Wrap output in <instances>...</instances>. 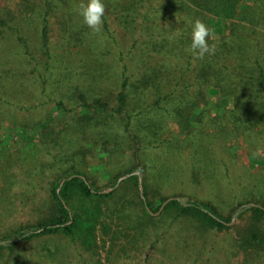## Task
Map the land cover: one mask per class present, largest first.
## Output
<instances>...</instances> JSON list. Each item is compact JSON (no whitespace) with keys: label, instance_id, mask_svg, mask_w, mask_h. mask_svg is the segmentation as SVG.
<instances>
[{"label":"trees","instance_id":"16d2710c","mask_svg":"<svg viewBox=\"0 0 264 264\" xmlns=\"http://www.w3.org/2000/svg\"><path fill=\"white\" fill-rule=\"evenodd\" d=\"M238 1L165 0L156 5L148 0H104L100 32H93L80 17L73 24L82 40L97 41L86 53L82 73L74 69L71 43H61L63 55L51 50L50 12L57 0H21L16 11L0 2V48L20 44L23 50L0 59V104H11L7 95L19 76L13 64L29 68V81L67 114L63 143L70 141V132L77 136L67 154L57 141L61 154L55 157L57 178L50 199L37 220L17 226L0 241V252L60 235L96 256L99 233L112 243L124 238L140 242L153 234L158 240L150 247L159 244V249L164 238L177 236L186 224L192 240H186L185 255L196 261L210 252L205 240L200 247L195 244L196 236L234 228L233 252L243 256V264L264 257V204L238 201L223 213L186 189L162 196L153 186L157 178L176 188L196 186L200 175L202 181L214 180L218 158L210 149L215 141L234 134L247 141L264 137V0H250L251 7L240 9ZM141 9L145 13L139 15ZM211 15L217 16L219 38L213 39L212 31L208 42L215 51L199 59L189 51L188 22L200 18L213 29ZM139 16L145 20L140 22ZM114 21L117 28L111 27ZM162 21L170 27L165 30ZM27 25L36 27V49L26 37ZM146 27L142 39L137 34ZM121 36H126L125 47L117 50ZM12 77L17 79L13 84L3 79ZM194 87L197 95L191 91ZM211 95L217 96V111L212 113ZM156 147L164 156L154 154ZM96 164L114 172L108 178L111 190H100L85 171Z\"/></svg>","mask_w":264,"mask_h":264},{"label":"rangeland","instance_id":"374dc122","mask_svg":"<svg viewBox=\"0 0 264 264\" xmlns=\"http://www.w3.org/2000/svg\"><path fill=\"white\" fill-rule=\"evenodd\" d=\"M20 1L0 0L12 11L19 9ZM148 1H152L151 3L154 2L156 5L165 2V0ZM57 3L50 12L51 50L53 53L58 50L63 55L64 49H60L61 43H71L74 52L72 62L77 65L74 69L82 73L85 71L83 65L85 66L86 53H89L97 41L92 38L88 41L82 40L84 36L73 30V24L78 17L83 19L78 13L81 0H57ZM242 7H251V1L239 0L238 8ZM142 13H145L143 9L140 10L139 15ZM206 14L207 12L205 16ZM209 18L214 31L212 38L217 40L219 35L216 33L217 24L214 23L217 16L211 15ZM139 19L140 22L145 20L141 17ZM150 24L151 27L154 26L153 18L150 19ZM117 25L118 22L114 21L111 27L117 28ZM163 27L166 30L170 25L168 22H163ZM26 29V37L32 47L36 49L40 43L36 27L27 25ZM147 31L149 29L146 27L141 35H139L140 31L137 35L145 39ZM75 35L79 36L80 40H74L77 38ZM125 37H120L117 50L119 47H125L123 42ZM69 38L72 39L69 40ZM21 51L23 50L20 44H8L0 48V59L4 56H16ZM66 54L64 53V60ZM13 69L15 70L14 73L19 75L16 86L13 84V81L17 80L16 78L3 79L7 83L11 81L16 91L14 89L10 95H7L11 104H0V241H3L5 236L17 226L37 220L46 199L51 197L52 183L57 178V167L54 162L55 157L61 154V149L57 147V141L60 140V146L65 145L62 148V153L67 154L69 145L72 146V142L77 139L76 133L72 131L69 134L70 141L63 143L65 139L62 134L65 131L64 117L67 115L66 112L47 102L48 98L42 94L41 89L36 88L29 81V68L25 71L18 64H13ZM20 69L25 73L19 72ZM195 89L196 87L191 91L197 95ZM21 92L23 94H19ZM33 92H36L35 96L31 95ZM49 92L59 95L57 91L52 92L51 89ZM210 97L211 102L208 107L212 113L217 111L215 108L217 96L211 95ZM206 107L201 106V109ZM193 126L200 127L201 124L193 122ZM171 127L177 130L175 124H172ZM169 135L167 133V137H170ZM234 135L236 136L218 139L211 146L210 151L214 152L218 158V164L216 163L218 176L214 180L205 179L202 181L200 175L198 176L199 183L196 186L192 187L190 184H186L187 187L184 185L182 188H176L171 183H161V180L157 178L153 182V186L162 196H173L181 193L182 190L180 189H186L192 195L210 200L223 213H228L238 201L263 205L264 137L260 140L247 141L243 135ZM154 154L164 156L161 148L157 147L154 149ZM183 156H188V147L184 148ZM90 157L91 155L87 156V158ZM96 165L89 168L87 164L85 171L95 180L96 187L100 190H111V187L108 186V178L113 177L114 172L107 170L105 166ZM132 174H138V172ZM176 182L173 181V184L175 185ZM140 187L142 192V186ZM234 229L228 232H213L209 235L196 236L197 242L195 241V244L198 247L201 246L200 242L203 240L210 243L208 249L210 252L201 257L199 261H196L195 257L185 255L188 250L186 248L188 246L187 241L192 240V233H190L192 229L189 225L182 224L179 234L175 237L164 238L165 244L159 249H157L159 244L154 248L150 247L151 243L158 237L153 234L144 237L140 242L124 238L112 243L110 239L99 233V254L95 256L85 252L78 244L63 236L55 235L21 243L14 251L8 249L1 251L0 264H243V256H236L233 252L237 236V231ZM189 253L193 252L188 251L187 254ZM252 264H264V257Z\"/></svg>","mask_w":264,"mask_h":264},{"label":"clouds","instance_id":"9594fccd","mask_svg":"<svg viewBox=\"0 0 264 264\" xmlns=\"http://www.w3.org/2000/svg\"><path fill=\"white\" fill-rule=\"evenodd\" d=\"M78 13L83 18V23L93 32H100L104 23L105 3L104 0H81ZM190 25L189 51L199 59H203L206 54L215 51V45L209 44V38L213 29L200 18L192 19Z\"/></svg>","mask_w":264,"mask_h":264},{"label":"water","instance_id":"95a60500","mask_svg":"<svg viewBox=\"0 0 264 264\" xmlns=\"http://www.w3.org/2000/svg\"><path fill=\"white\" fill-rule=\"evenodd\" d=\"M123 178H125V177H122L120 180H122Z\"/></svg>","mask_w":264,"mask_h":264}]
</instances>
